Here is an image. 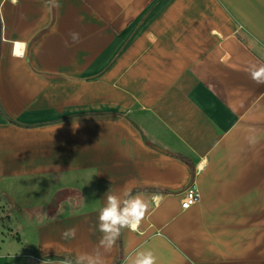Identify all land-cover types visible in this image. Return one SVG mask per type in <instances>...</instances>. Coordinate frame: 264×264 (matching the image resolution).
Segmentation results:
<instances>
[{
	"label": "crops",
	"instance_id": "obj_1",
	"mask_svg": "<svg viewBox=\"0 0 264 264\" xmlns=\"http://www.w3.org/2000/svg\"><path fill=\"white\" fill-rule=\"evenodd\" d=\"M55 2L0 0V264L91 252L107 192L164 199L105 264H264V0Z\"/></svg>",
	"mask_w": 264,
	"mask_h": 264
},
{
	"label": "clouds",
	"instance_id": "obj_2",
	"mask_svg": "<svg viewBox=\"0 0 264 264\" xmlns=\"http://www.w3.org/2000/svg\"><path fill=\"white\" fill-rule=\"evenodd\" d=\"M54 7H59L55 0H50ZM69 36L73 43L80 42L79 33L70 32ZM68 46L67 41H65ZM255 70H248L250 78L258 85H264V64ZM62 125H60L61 127ZM79 122L73 124V130L79 127ZM254 137L249 138L253 143ZM106 202L98 212L97 230L102 234L98 244L91 252H82L78 254L74 261H68L67 264H105L107 254L114 249L122 230L127 229L131 232H138L142 222L150 213L154 206L158 208L164 197L161 193H153L150 198H146L144 193H128L121 199L119 195L107 192L105 194ZM54 219V218H53ZM77 235L76 228H69L62 233L64 239H75ZM127 264H157L156 256L152 251H138L134 257L127 258Z\"/></svg>",
	"mask_w": 264,
	"mask_h": 264
},
{
	"label": "built area",
	"instance_id": "obj_3",
	"mask_svg": "<svg viewBox=\"0 0 264 264\" xmlns=\"http://www.w3.org/2000/svg\"><path fill=\"white\" fill-rule=\"evenodd\" d=\"M199 200H200V192L197 186L194 183H192L191 186L188 187L183 193V198L181 200L182 210H187L193 207L199 202Z\"/></svg>",
	"mask_w": 264,
	"mask_h": 264
},
{
	"label": "rangeland",
	"instance_id": "obj_4",
	"mask_svg": "<svg viewBox=\"0 0 264 264\" xmlns=\"http://www.w3.org/2000/svg\"><path fill=\"white\" fill-rule=\"evenodd\" d=\"M4 208H0V223H3V222H5V220H6V216H2V213H3V210Z\"/></svg>",
	"mask_w": 264,
	"mask_h": 264
},
{
	"label": "trees",
	"instance_id": "obj_5",
	"mask_svg": "<svg viewBox=\"0 0 264 264\" xmlns=\"http://www.w3.org/2000/svg\"><path fill=\"white\" fill-rule=\"evenodd\" d=\"M0 39H1V21H0ZM10 122H11V121H10ZM185 161H186L187 163L191 164L189 160L185 159ZM192 170H193V173H194V168H193V166H192Z\"/></svg>",
	"mask_w": 264,
	"mask_h": 264
},
{
	"label": "snow or ice",
	"instance_id": "obj_6",
	"mask_svg": "<svg viewBox=\"0 0 264 264\" xmlns=\"http://www.w3.org/2000/svg\"><path fill=\"white\" fill-rule=\"evenodd\" d=\"M18 47H22V46H19V45H18Z\"/></svg>",
	"mask_w": 264,
	"mask_h": 264
}]
</instances>
